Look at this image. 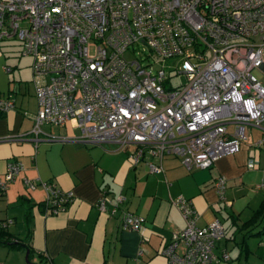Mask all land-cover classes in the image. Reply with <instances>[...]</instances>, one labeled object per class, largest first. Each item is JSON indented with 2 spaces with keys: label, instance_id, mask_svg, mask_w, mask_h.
Instances as JSON below:
<instances>
[{
  "label": "built area",
  "instance_id": "1",
  "mask_svg": "<svg viewBox=\"0 0 264 264\" xmlns=\"http://www.w3.org/2000/svg\"><path fill=\"white\" fill-rule=\"evenodd\" d=\"M264 0H0V40L15 39L31 56L36 97L31 132L42 122L72 120L77 140L111 141L132 162L144 160L159 171L163 153H173L186 168L207 167L235 151L248 124L264 119V85L252 72L262 63ZM159 57H179L184 81L167 86L162 68L141 58L124 57L133 43ZM1 53V50H0ZM9 71L8 64H2ZM11 93L0 94V109L12 106ZM226 124H231L228 130ZM263 134L253 141L264 142ZM250 157L246 166H253ZM21 167L6 162L0 191ZM27 187L36 181L22 177ZM43 205L54 212L71 199L49 181ZM222 199L224 176L212 179ZM107 198L96 200L102 210ZM183 219L158 251L168 264H212L228 258L214 247L223 228L216 218L195 222L197 212L182 194L168 198ZM224 204H228L223 199ZM112 211V209H111ZM122 228L140 232L142 218L131 211L119 217Z\"/></svg>",
  "mask_w": 264,
  "mask_h": 264
},
{
  "label": "crops",
  "instance_id": "2",
  "mask_svg": "<svg viewBox=\"0 0 264 264\" xmlns=\"http://www.w3.org/2000/svg\"><path fill=\"white\" fill-rule=\"evenodd\" d=\"M263 53L264 46L262 63L252 70L264 72ZM2 64L5 61L0 68ZM7 64L11 75L0 81V94L11 93L13 104L0 109V178L7 161L18 160L21 167L0 191V227L8 232L9 238L22 244L15 247L0 242V264H168L158 249L170 239L171 231L183 225L180 213L168 201L175 194L190 200L197 212V224L214 218L222 224V242L218 239L214 251L225 249L228 258L212 264H227L230 239L232 249L238 245L237 261L251 263V258L247 259V253L251 252L264 264V242L257 241L251 247L245 239L247 234L242 235L236 229V223L249 216L264 193L253 207L248 203L255 192L249 194L244 205L240 201L242 207L234 206L238 211L234 212L232 207L241 199L236 196L247 186L244 180L250 172L255 173L253 181L262 183L264 189V142L253 145L263 134L264 119L259 126L246 125L245 139L239 141L238 148L218 156L207 167L186 168L177 155L163 153L159 160L149 157L161 167L152 171L144 160L129 159L132 143L119 148L111 141L72 138L78 132L72 128L71 119L60 125L64 128L42 122L40 131L34 135L31 127L36 97L30 63L23 72L15 62ZM250 126L258 127L260 133L251 138L246 131ZM250 157L256 158V162L246 166ZM217 174L224 176L222 199L212 185ZM22 177L36 182L27 187ZM39 181L70 190L71 199L62 208L48 211L43 203H38L45 196ZM102 193L107 200L99 210L96 200ZM124 211L142 218L140 232L121 227L119 217ZM224 218L234 225L228 234ZM237 231L239 239L234 234ZM25 249L30 262L24 260Z\"/></svg>",
  "mask_w": 264,
  "mask_h": 264
},
{
  "label": "rangeland",
  "instance_id": "3",
  "mask_svg": "<svg viewBox=\"0 0 264 264\" xmlns=\"http://www.w3.org/2000/svg\"><path fill=\"white\" fill-rule=\"evenodd\" d=\"M253 39L257 42H263L264 41V35L263 37L260 39L257 35H255L253 37ZM21 49V45L20 43L15 40V39H2L0 40V63H2L3 61H5V63H13L15 62L17 64V66H20L19 68L21 69V71L23 72L25 70V67H28L27 64L30 63V55L27 53H21L20 52ZM124 57H137V58H141V61L147 62L148 65L150 66V68L156 69V68H162L165 71V74L167 76L166 80H165V84L167 86H174L176 84H180L184 81L185 77L184 74L182 72H179L176 70V65L178 64V60L179 57L177 56H168V57H159L156 56L152 53H149V51L147 50V48L141 44V43H133L131 45H129L126 50L123 53ZM262 58L264 60V53L262 55ZM252 72L255 74V76L262 82H264V72L262 71H258L256 68L252 70ZM23 74V73H22ZM11 73L5 72L2 70V68H0V81L6 80L8 77H10ZM22 76V75H21ZM28 80V79H27ZM51 127H62L60 125H56V124H49ZM226 127L228 130L232 129V125L231 124H226ZM64 128V127H62ZM75 131L77 130L75 127H72ZM246 131L249 132V134L251 135V138L255 135V133H260V129L256 126H250L249 128L246 127ZM253 135V136H252ZM249 140V138H248ZM255 173L250 172V174H248V176L245 178L244 183L247 186H243V189L239 190V195H237L236 197H240L241 199H239L238 202H236L235 204H233V209L235 205L238 204H245V202H247V200L249 201V194L251 195L253 192H255V196L254 197H250V201H249V205H251L252 207L255 206L258 202V200L261 198V196L264 193V189H263V185L262 183H258L259 181H253ZM256 182V183H254ZM237 194V193H236ZM241 201V203H240ZM241 204V207L243 206ZM240 206V205H239ZM239 208V207H237ZM238 211V209H234V212ZM223 220H225L226 226H227V230H226V234H228L230 232V230L233 228L232 224H230V219L229 218H224ZM260 225H262L264 227V214L262 216ZM239 233L234 232V234ZM239 234H236V238L238 237L239 239ZM222 239V238H221ZM220 239V243L222 242V240ZM246 242L249 244V246L254 247L255 243L257 241L260 242H264V232H261L259 234H247L246 237ZM232 245V241L231 239L228 240V247L227 249L230 250V259L227 260V264H244V263H240V261H237V259L235 258V254H236V249H238V245L236 248H233L229 246ZM243 255V253H241ZM242 255H241V259H242ZM247 259L251 258V263H248L249 261L246 262V264H263L259 259L255 258L254 256H252L251 252L247 253ZM222 261V260H221ZM253 262V263H252Z\"/></svg>",
  "mask_w": 264,
  "mask_h": 264
},
{
  "label": "trees",
  "instance_id": "4",
  "mask_svg": "<svg viewBox=\"0 0 264 264\" xmlns=\"http://www.w3.org/2000/svg\"><path fill=\"white\" fill-rule=\"evenodd\" d=\"M38 203H43L39 201ZM264 214V196L260 199L259 203L252 208L251 213L247 218L240 223H236V229L241 232L242 235L246 234H258L264 232V227L260 225L262 216ZM0 242L7 243L8 246H19L22 243L18 240L9 238L8 232L0 227ZM216 252V251H215ZM218 253V251L216 252Z\"/></svg>",
  "mask_w": 264,
  "mask_h": 264
},
{
  "label": "water",
  "instance_id": "5",
  "mask_svg": "<svg viewBox=\"0 0 264 264\" xmlns=\"http://www.w3.org/2000/svg\"><path fill=\"white\" fill-rule=\"evenodd\" d=\"M26 252H27V249H25V251H24V260L26 261V262H30L27 258H26Z\"/></svg>",
  "mask_w": 264,
  "mask_h": 264
}]
</instances>
